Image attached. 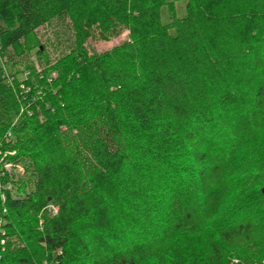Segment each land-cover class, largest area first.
<instances>
[{"label": "trees", "instance_id": "trees-1", "mask_svg": "<svg viewBox=\"0 0 264 264\" xmlns=\"http://www.w3.org/2000/svg\"><path fill=\"white\" fill-rule=\"evenodd\" d=\"M169 4L0 0V264H264V0Z\"/></svg>", "mask_w": 264, "mask_h": 264}, {"label": "rangeland", "instance_id": "rangeland-1", "mask_svg": "<svg viewBox=\"0 0 264 264\" xmlns=\"http://www.w3.org/2000/svg\"><path fill=\"white\" fill-rule=\"evenodd\" d=\"M170 2H172V0H167L168 4ZM185 12H186L185 1H177V2H174V4H172V5H170V4L164 5V7L162 8V21L164 23H168L174 17L176 18V17L183 16L185 14ZM6 28H7V25H6L5 21L2 19V17L0 16V32L4 31ZM40 32H42V34L46 33V35L50 36V34H48L49 32H45V29H41ZM128 33L129 32L125 30L120 36L113 37L108 41L90 39L88 43H89L90 47L95 48L98 51L103 52V51L108 50V49L112 48L113 46L121 43L122 40H124L127 37ZM35 51L36 50L32 51L30 60L34 61L35 65L39 68L38 70H40L42 67V64L40 63V59L36 55ZM4 60L8 61V58H4ZM2 62L3 61L0 58V77L3 75V70H2L3 67H5L6 71L8 73H10L11 75H13L15 72H18V73L21 72L18 75L20 78H24V77H26V75H28V72H25V65H26L25 62H23V63L18 62L16 64L10 62L8 64L5 63V66L2 65ZM27 63H28V61H27ZM53 75L56 76V74H53ZM16 153H17L16 149H6L3 152L0 149V170H2V168H3L4 170L9 171L10 173L16 172L17 175H18V173H21V174L24 173V168L22 165L18 164L16 166H14L13 161H10L7 159L4 160L8 156L14 155ZM55 207L58 208L57 205H55ZM48 212L51 213L50 211H48Z\"/></svg>", "mask_w": 264, "mask_h": 264}, {"label": "built area", "instance_id": "built-area-1", "mask_svg": "<svg viewBox=\"0 0 264 264\" xmlns=\"http://www.w3.org/2000/svg\"><path fill=\"white\" fill-rule=\"evenodd\" d=\"M5 74H7V72H6ZM7 75H8V74H7ZM8 76H9V75H8ZM47 208H48L49 211L52 212L53 214H57V213H58V208L55 207L54 204H49V205L47 206Z\"/></svg>", "mask_w": 264, "mask_h": 264}]
</instances>
